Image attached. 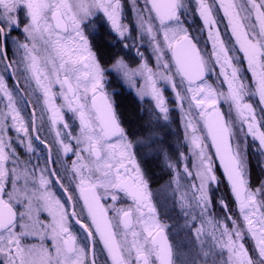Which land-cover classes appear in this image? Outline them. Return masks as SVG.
I'll return each mask as SVG.
<instances>
[{
  "label": "snow or ice",
  "instance_id": "6c2138e0",
  "mask_svg": "<svg viewBox=\"0 0 264 264\" xmlns=\"http://www.w3.org/2000/svg\"><path fill=\"white\" fill-rule=\"evenodd\" d=\"M118 78L152 105L138 132ZM176 109L183 151L159 136ZM251 149L264 0H0V264H264ZM149 159L167 169L155 190Z\"/></svg>",
  "mask_w": 264,
  "mask_h": 264
},
{
  "label": "flooded vegetation",
  "instance_id": "af4514ba",
  "mask_svg": "<svg viewBox=\"0 0 264 264\" xmlns=\"http://www.w3.org/2000/svg\"><path fill=\"white\" fill-rule=\"evenodd\" d=\"M101 23H104V22L102 21ZM190 23H191L192 31L194 33L198 32L199 27H200V22H199L198 18L190 19ZM221 28H223V24H221ZM98 31H99V35L97 36V43L105 44L108 40L111 39V37H109L107 35V29L106 28H100ZM113 84L114 85L111 86L109 91L115 92L117 94L114 97V99H115L116 104H117L118 115H119V117L123 123V126L126 128V130L133 133V131L128 128L127 122L123 118V113H122V110L120 107L122 98L123 97H130L131 99H133L135 101V103L138 107V110L140 111V115L143 116L145 123H146L147 122L146 116L142 112V110H144V108L139 105V101H138V99H136V96H135L136 91L126 89L123 86L122 80L120 78L114 80ZM167 95L169 96V99L171 101L173 99L171 93L169 92V93H167ZM178 111L179 110L176 109L173 112V114L177 112V114H179V115L176 117L173 116V118H171L173 123L172 122L169 123L171 125L169 127L170 131L167 130L165 127H163L159 132L160 138L165 139L168 144H171L173 146V148H180V145L183 143V140H182L183 123H182V120L180 117V113ZM173 125H175L176 127ZM180 150L183 151V148H180ZM249 161H250V171H251L252 182L258 183L261 181V178L264 177V159H263L261 153L255 151L254 149H251L250 154H249ZM146 167L150 170V176L154 180L157 179V177L161 178V175L163 174L162 166L160 165V163L157 160L149 159ZM216 171H217V174L221 177L223 183H221L218 187H216V186H214V187L219 191L218 194L220 195V198L226 197L230 200L231 199L230 189L228 188L227 181L223 176V170L221 167H219L218 163H217ZM254 171H256L258 173V180L254 179ZM150 180H152V179L150 178ZM151 183H152V186L157 184L155 181H154V183H153V181H151Z\"/></svg>",
  "mask_w": 264,
  "mask_h": 264
},
{
  "label": "rangeland",
  "instance_id": "374dc122",
  "mask_svg": "<svg viewBox=\"0 0 264 264\" xmlns=\"http://www.w3.org/2000/svg\"><path fill=\"white\" fill-rule=\"evenodd\" d=\"M128 18L131 20V19H133V17H132V14H131V11L129 10V13H128ZM134 22V21H133ZM125 51H130V50H125ZM130 55L132 56V57H135V52L134 51H130ZM125 59L126 60H128V62H129V64H130V66H133V67H135V66H137L135 63H133V61L132 60H130V59H128V57H125ZM138 59V58H137ZM110 80H112L113 78L112 77H110L109 78ZM121 80H122V78H120ZM114 83V80H113V82H112V84L109 86V89L111 88V86L112 85H114L113 84ZM122 83H123V86L126 88V89H130V90H134L135 91V89H133V88H131L126 82H124L123 80H122ZM135 96H136V99H138V101H139V105L140 106H142L143 108H144V110H142V112L145 114V116H146V120L148 121V119H149V116H150V114H151V110H152V105H151V103L146 99V100H140L139 99V97L137 96V94H135ZM179 112V111H178ZM179 114H177V112L176 113H174V114H172V117L171 118H173V116H178ZM170 122H172L173 123V121H172V119H170V121H168V122H163V121H161V124H166L167 126L165 127L167 130H169L170 128ZM147 123V122H146ZM145 123V124H146ZM173 126H175V125H173ZM176 127V126H175ZM174 128V127H173ZM170 131V130H169ZM167 132V131H166ZM165 132V133H166ZM172 132V131H171ZM133 133H135V132H133ZM262 155V157H263V159H264V154H261ZM162 166V165H161ZM162 172H163V174L161 175V178H159V177H157V179H153L151 176H149L152 180L151 181H153V183H154V181L157 183L156 185H154L153 186V189L155 190V189H157V188H159L160 187V185L161 184H163V183H165L166 182V180H167V175H166V172H167V169H162ZM261 181H264V177L263 178H261ZM259 183V182H258ZM257 183V184H258ZM213 191L215 192V196L217 197V198H220V195L218 194V190L214 187L213 188ZM219 211V210H218Z\"/></svg>",
  "mask_w": 264,
  "mask_h": 264
},
{
  "label": "trees",
  "instance_id": "16d2710c",
  "mask_svg": "<svg viewBox=\"0 0 264 264\" xmlns=\"http://www.w3.org/2000/svg\"><path fill=\"white\" fill-rule=\"evenodd\" d=\"M121 110L123 118L127 122L128 128L133 132H138L145 120L133 99L130 97H123L121 101ZM254 179L258 180V173L254 171Z\"/></svg>",
  "mask_w": 264,
  "mask_h": 264
},
{
  "label": "water",
  "instance_id": "95a60500",
  "mask_svg": "<svg viewBox=\"0 0 264 264\" xmlns=\"http://www.w3.org/2000/svg\"><path fill=\"white\" fill-rule=\"evenodd\" d=\"M223 170V169H222Z\"/></svg>",
  "mask_w": 264,
  "mask_h": 264
}]
</instances>
